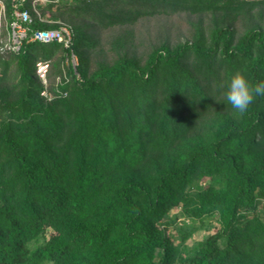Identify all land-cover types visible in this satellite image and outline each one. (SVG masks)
Listing matches in <instances>:
<instances>
[{"label":"trees","instance_id":"1","mask_svg":"<svg viewBox=\"0 0 264 264\" xmlns=\"http://www.w3.org/2000/svg\"><path fill=\"white\" fill-rule=\"evenodd\" d=\"M32 1L1 0L6 22H212L90 71L94 41L68 22L73 67L54 41L0 52V264H264V96L239 118L225 99L236 72L264 81V0L37 2L48 23ZM51 58L45 100L34 62Z\"/></svg>","mask_w":264,"mask_h":264},{"label":"rangeland","instance_id":"2","mask_svg":"<svg viewBox=\"0 0 264 264\" xmlns=\"http://www.w3.org/2000/svg\"><path fill=\"white\" fill-rule=\"evenodd\" d=\"M39 3L43 6L44 0L39 1ZM47 13L49 15L52 11L48 10ZM57 21H65L72 26L77 25L93 39L94 43L91 46L84 47L88 70L90 71L98 63H110L120 56H131L142 61L153 47L159 45L172 46L177 42L189 39L192 27L197 22L203 28H209L212 16L207 13L201 15L178 13L170 16L142 18L131 25L108 28H99L87 21L77 19L70 21L58 18ZM6 23L3 17V5L0 0L1 32H4ZM225 24L229 25L236 35L240 34L247 27V22L242 18H238L232 22H225ZM52 62L53 58L49 60V64H52ZM62 64H66L65 60ZM175 211V209H172L171 212ZM169 232L171 233V230ZM202 234H204V231H201L196 238Z\"/></svg>","mask_w":264,"mask_h":264},{"label":"built area","instance_id":"3","mask_svg":"<svg viewBox=\"0 0 264 264\" xmlns=\"http://www.w3.org/2000/svg\"><path fill=\"white\" fill-rule=\"evenodd\" d=\"M41 0H33L30 4V9L34 17L41 22H50L51 20L40 15L37 8V2ZM31 22L30 14L25 10L14 9L12 18L5 24L4 32L0 31V52H17L21 42L24 39L36 41L40 43H48L51 41L60 43L63 48L69 49L68 56L65 55V62L69 61L72 67L75 62V55L70 49L71 45V29L68 23L57 21V26L47 29H32L28 28ZM50 68L48 59H38L34 62V74L41 84L39 92L45 100H49L51 94L48 90V71ZM64 77V74H63ZM60 77L55 76V82H59Z\"/></svg>","mask_w":264,"mask_h":264},{"label":"clouds","instance_id":"4","mask_svg":"<svg viewBox=\"0 0 264 264\" xmlns=\"http://www.w3.org/2000/svg\"><path fill=\"white\" fill-rule=\"evenodd\" d=\"M260 96H264V81L251 83L242 72H236L231 76L225 99L234 116L239 118L246 114Z\"/></svg>","mask_w":264,"mask_h":264}]
</instances>
